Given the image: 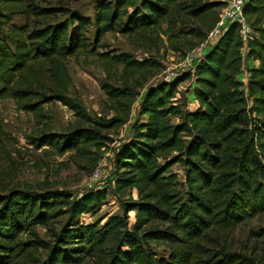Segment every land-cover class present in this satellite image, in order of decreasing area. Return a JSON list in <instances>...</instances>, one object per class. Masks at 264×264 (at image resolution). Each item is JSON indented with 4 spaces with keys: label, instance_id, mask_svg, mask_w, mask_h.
<instances>
[{
    "label": "trees",
    "instance_id": "obj_1",
    "mask_svg": "<svg viewBox=\"0 0 264 264\" xmlns=\"http://www.w3.org/2000/svg\"><path fill=\"white\" fill-rule=\"evenodd\" d=\"M225 5L221 0H102L92 20L70 11L63 22L36 25L31 19L45 18L51 10L39 8L36 0H0V101L13 100L18 111L36 116L55 102L70 109L78 125L65 133L41 132L29 142L87 159L92 172L113 142L111 132L129 122L139 89L160 67L150 59L97 53L101 38L120 33L152 49L150 35L187 18L199 23L188 33L197 39L193 50ZM17 15L24 24L11 23ZM243 15L251 29L245 42L239 26L229 25L192 72L158 81L140 96L138 114L144 120H135L131 137L112 151L111 192L136 193L135 200L121 203L122 214L102 224L80 221L101 209L105 189L79 198L43 187L12 189L0 194V264H264L263 256L255 259L256 246L249 257L226 244L239 225L264 214V0H246ZM92 25L94 48L88 51L85 33ZM242 50L256 63L247 65L246 81L239 79ZM83 54L96 56L109 80L120 68L119 85L101 83L109 118H90L68 97L65 60ZM191 79L197 106L182 111L177 88ZM174 165L183 168L181 191L170 174Z\"/></svg>",
    "mask_w": 264,
    "mask_h": 264
},
{
    "label": "rangeland",
    "instance_id": "obj_2",
    "mask_svg": "<svg viewBox=\"0 0 264 264\" xmlns=\"http://www.w3.org/2000/svg\"><path fill=\"white\" fill-rule=\"evenodd\" d=\"M102 0H36L39 8L51 10V14L37 20L31 19L35 24H56L68 18L67 12H77L83 17L93 19L97 11V5ZM114 2L115 0H105ZM202 3L215 2L217 0H200ZM226 1V0H221ZM24 17L17 15L11 23L22 25ZM175 26L167 31V25L163 24L161 30L150 35L154 40L152 49L138 46L136 38H131L120 33L105 34L95 48L97 53L127 54L137 61L150 59L159 64L157 70H153L148 76L142 88L139 89V97L136 99L130 114L128 123L120 127L110 136L113 142L102 151L95 168L91 172V164L87 159L73 156L71 152L59 155L48 147L36 148L29 142V138L35 137L41 132L65 133L79 124L78 118L67 107L58 102L44 105L42 115L18 111L13 100L0 101V194H5L12 189L37 190L39 187L66 191L74 198H79L84 192L95 189H105L106 198L100 210L94 214H84L80 217L83 223H104L111 215H121V203L136 199V193L116 196L111 192L112 185V151L132 135L131 126L137 120H144L138 114V101L146 88L161 80H168L179 73L178 65L185 55L190 52L197 39L189 35L190 29L199 26L197 21L187 18L175 20ZM167 31V32H166ZM95 27L87 28L85 37L89 43L88 51L94 48ZM208 35V34H207ZM148 44V42H147ZM202 55L196 60V62ZM242 73L239 79L246 81L248 74L247 65H254L243 57ZM65 68L70 77L71 85L68 89V97L78 100L86 114L92 119L109 118L112 114L107 109L106 95L101 89V83L109 80L108 74L101 62L94 55L83 54L69 57L65 60ZM194 69V67H193ZM191 72V71H190ZM120 68L115 77H111L109 83L117 86L119 82ZM138 76L132 78L137 79ZM178 93L175 96L180 109L193 110L197 103L193 96L194 83L186 80L178 85ZM176 118L172 123H177ZM97 172V173H96ZM170 174L176 178L177 189L181 191L184 172L183 168L174 165ZM135 212L128 213L129 224L134 222ZM38 234L43 239V231ZM227 247L233 252H238L253 257L251 252L256 246L255 259L264 257V214L250 219L239 225L227 238ZM153 250L159 256H165L162 248Z\"/></svg>",
    "mask_w": 264,
    "mask_h": 264
},
{
    "label": "built area",
    "instance_id": "obj_3",
    "mask_svg": "<svg viewBox=\"0 0 264 264\" xmlns=\"http://www.w3.org/2000/svg\"><path fill=\"white\" fill-rule=\"evenodd\" d=\"M245 1L246 0H226V5L220 9L218 20L214 28L209 31L206 39L196 48L188 52L183 60L179 63V73L185 71L192 72L196 60L214 41H216L221 36V34L228 28L229 25L236 24L239 26L243 42L249 38L251 29L243 15V5ZM241 52L242 57H244V50Z\"/></svg>",
    "mask_w": 264,
    "mask_h": 264
},
{
    "label": "crops",
    "instance_id": "obj_4",
    "mask_svg": "<svg viewBox=\"0 0 264 264\" xmlns=\"http://www.w3.org/2000/svg\"><path fill=\"white\" fill-rule=\"evenodd\" d=\"M255 66H256V63H255Z\"/></svg>",
    "mask_w": 264,
    "mask_h": 264
}]
</instances>
